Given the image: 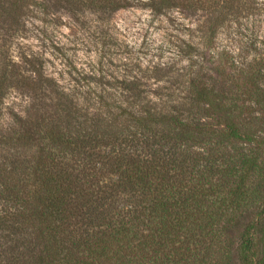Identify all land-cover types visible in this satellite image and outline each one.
<instances>
[{
	"label": "trees",
	"instance_id": "trees-1",
	"mask_svg": "<svg viewBox=\"0 0 264 264\" xmlns=\"http://www.w3.org/2000/svg\"><path fill=\"white\" fill-rule=\"evenodd\" d=\"M26 1L0 12L18 18ZM214 4L199 40L178 46L180 70L65 88L0 66V108L12 85L36 97L24 121L0 129V264H223L227 231L253 208L238 252L264 264L263 30L251 33L253 54H222L231 72L205 67L220 26L254 21L264 2Z\"/></svg>",
	"mask_w": 264,
	"mask_h": 264
},
{
	"label": "rangeland",
	"instance_id": "rangeland-1",
	"mask_svg": "<svg viewBox=\"0 0 264 264\" xmlns=\"http://www.w3.org/2000/svg\"><path fill=\"white\" fill-rule=\"evenodd\" d=\"M116 1L121 7L113 11L98 9L92 0L79 6L63 0H27L18 18H7L0 12V66L16 64L26 75L40 72L58 79L65 88L84 84V76L89 75L103 77V86L113 80L112 76L128 75L132 68L134 75L141 74L140 67L155 65L174 64L180 70L187 63L183 57L178 58V46L183 49L187 42H197L199 30L212 23V5L215 3L218 10L225 4V0ZM14 2L0 0V6ZM251 16H255L254 21L226 23L217 30L205 55L210 77L217 79L218 72L227 69L220 60L222 54L223 58L224 54L240 51L253 54L249 38L255 30L264 32V11ZM147 85L152 91L158 87L156 79ZM35 98L31 92L12 85L1 104L0 129L24 121L33 112ZM255 210L248 211L236 228L227 231L224 247L229 256L223 264H242L240 237L255 220Z\"/></svg>",
	"mask_w": 264,
	"mask_h": 264
}]
</instances>
